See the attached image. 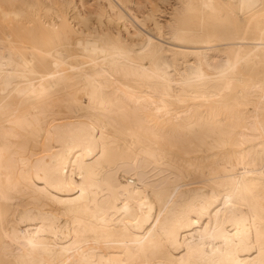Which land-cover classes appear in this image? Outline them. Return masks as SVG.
Listing matches in <instances>:
<instances>
[{
    "label": "bare ground",
    "instance_id": "6f19581e",
    "mask_svg": "<svg viewBox=\"0 0 264 264\" xmlns=\"http://www.w3.org/2000/svg\"><path fill=\"white\" fill-rule=\"evenodd\" d=\"M0 264H264V0H0Z\"/></svg>",
    "mask_w": 264,
    "mask_h": 264
}]
</instances>
